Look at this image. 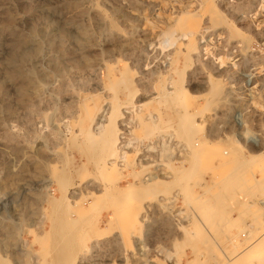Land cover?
<instances>
[{
  "label": "rangeland",
  "instance_id": "1",
  "mask_svg": "<svg viewBox=\"0 0 264 264\" xmlns=\"http://www.w3.org/2000/svg\"><path fill=\"white\" fill-rule=\"evenodd\" d=\"M86 98L92 131L115 117L123 152L166 143L175 169L60 202L94 153ZM90 166L67 196L105 188ZM126 263L264 264V0H0V264Z\"/></svg>",
  "mask_w": 264,
  "mask_h": 264
},
{
  "label": "bare ground",
  "instance_id": "2",
  "mask_svg": "<svg viewBox=\"0 0 264 264\" xmlns=\"http://www.w3.org/2000/svg\"><path fill=\"white\" fill-rule=\"evenodd\" d=\"M210 1V0H209ZM214 11V10H213ZM216 12V10H215ZM214 14V12H213ZM219 14V13H218ZM218 14H215V17L217 18V20L219 21V16ZM188 23V22H187ZM195 25V23H194ZM194 27V26H193ZM192 28V27H191ZM240 32V31H239ZM174 36V35H173ZM179 52V51H178ZM18 55V54H16ZM189 56V54H187ZM22 56H24V54H22ZM16 56H14L15 58ZM13 58V59H14ZM178 59V58H177ZM176 61V60H175ZM178 62V61H177ZM108 64V63H106ZM184 64V63H183ZM112 65V64H111ZM106 66V65H105ZM113 66V65H112ZM111 66V67H112ZM109 68V67H108ZM111 69V68H110ZM132 70V69H131ZM177 70V69H176ZM123 72V71H122ZM126 72V71H125ZM133 72V71H132ZM110 73V72H109ZM121 73V72H120ZM108 74V73H107ZM123 75V74H122ZM121 75V76H122ZM125 75V74H124ZM123 77V76H122ZM107 78V77H106ZM113 78V77H111ZM127 78V77H126ZM114 79V78H113ZM117 79V78H116ZM121 79V78H120ZM125 79V78H123ZM114 81H116L117 83V80L114 79ZM122 81V80H121ZM126 81V80H125ZM124 82V81H123ZM122 82V83H123ZM115 85H119L121 84L120 81L118 84ZM125 85V84H124ZM124 85L122 84V86L124 87ZM106 86V85H105ZM114 86V85H113ZM117 87V86H116ZM126 88V87H125ZM159 89V88H158ZM129 90V89H128ZM134 91V90H133ZM157 97V96H156ZM166 97V96H165ZM167 98V97H166ZM116 100V99H115ZM118 100V99H117ZM169 102V101H168ZM89 101L88 99L86 98L85 99V106L87 107L86 110H83L82 111V114L80 116V119L79 121L81 122L80 124V128H79V132L84 136L85 140H87L88 144H85L86 146L88 145V149L86 150H90L88 151L89 152H94L93 154H90V157L88 158L87 157V160L83 161L82 163V168L84 171L81 173L79 171H75V172H71V171H64L62 176L58 179L60 180V188H61V197H60V202L61 200H66V202H75V203H81V202H86L92 198H97V199H100V197L102 196V194L104 193L105 189H107L109 186L111 185H108L110 184V182H112V180L115 181L112 182L114 183L115 185V189H113V191L107 189V191L109 192V195L107 194V192L105 191V193L108 195L107 197H109V199H113V198H123L125 194H129L130 192H132V189H133V182H131L129 180V178L127 177L128 175H126V173L128 172L129 173V176L135 178V176H137V168H144V166H149V163L154 161L156 163V160H160L164 163H166L168 165L167 168H173L172 166V160H173V156H172V153L170 152V149L167 147L166 143L162 144L160 143V146L161 148L159 149L160 152H158L156 155L153 154V159H151L150 161H147V160H144L143 159V156H142V159L139 160V158L137 159H133V157L131 158L130 154L128 152H123V150L126 148V146L129 144H131V142L129 141H126V138L124 137L125 135V130L123 128H121L120 125H118L116 123V120H115V117H113L110 121H109V124L108 125H105V129L103 131H99V132H94L92 131L91 129V121L94 117V114H95V107H92V106H89ZM92 103V102H91ZM167 104V103H166ZM72 108V107H71ZM153 108V107H152ZM181 112V111H180ZM179 112V113H180ZM166 117V116H165ZM77 118V117H76ZM155 119V118H154ZM169 119V118H167ZM171 119V118H170ZM237 119V118H235ZM158 120V119H157ZM166 120V119H165ZM173 120V119H172ZM240 120V119H239ZM238 120V124L240 126H242V122ZM155 121V120H154ZM167 121V120H166ZM170 121V120H169ZM168 121V122H169ZM157 122V121H155ZM175 122V121H174ZM167 123V122H166ZM157 124V123H156ZM169 124V123H168ZM147 125V124H145ZM154 126V125H153ZM178 127V126H177ZM101 128V127H100ZM146 132L148 133H154V127H152V125H147L145 128ZM156 130V129H155ZM161 130V129H160ZM158 131V130H157ZM145 132V133H146ZM242 132V138H246L247 140H250L251 138V134L248 130H243L241 131ZM185 134V133H184ZM154 135V134H153ZM75 136V135H74ZM77 136V135H76ZM80 136V135H79ZM76 138V137H75ZM161 138V137H160ZM67 139V138H66ZM74 139V137L72 138ZM163 139V138H162ZM197 139V138H196ZM77 140V139H76ZM76 140H72L75 144L79 145V147L81 146L79 144V142H76ZM129 140V139H128ZM164 140V139H163ZM244 140V139H243ZM166 141V140H165ZM157 142V141H156ZM162 142V141H161ZM90 144V146H89ZM154 144V143H153ZM140 146V145H138ZM151 146V145H149ZM158 146L156 148V146H154V149H158ZM171 147V146H170ZM188 147V146H187ZM86 148V147H85ZM150 148V147H149ZM81 147H80V150L81 151ZM152 148H150L151 150ZM149 150V149H148ZM153 150V149H152ZM84 152V151H83ZM186 152V151H185ZM85 154V153H84ZM138 154V153H137ZM136 154V155H137ZM192 154V153H191ZM179 155V154H178ZM183 155V154H182ZM187 155V154H186ZM215 155V154H214ZM86 156V155H85ZM47 157V156H46ZM186 157V156H185ZM184 157V158H185ZM68 158V157H67ZM187 158V157H186ZM189 158V157H188ZM146 159V158H145ZM155 159V160H154ZM135 160V161H134ZM184 160V159H182ZM154 163V164H155ZM153 164V163H151ZM158 164V163H157ZM182 164V163H181ZM88 165H92L90 167L92 168H96L97 169V172L101 170V172L103 171V174L105 175L106 174V178H105V188H103V190L99 189L98 187H90L87 191L84 190L83 192L80 193V195H76L74 194L73 196L69 197L66 195V192L68 190V185L66 187V183H68V180L70 181V179H72L74 177V174H77L80 176V174H83V178H86L87 175L90 173V172H87V167ZM162 165V164H161ZM165 165V164H163ZM166 165V166H167ZM222 165V164H221ZM51 166V165H49ZM55 166V165H54ZM158 166V165H157ZM151 167V166H150ZM175 168H173L174 170ZM187 169V168H186ZM73 170V169H72ZM89 170V169H88ZM144 170V169H143ZM168 170V169H167ZM62 171V170H61ZM82 171V170H81ZM92 171V170H91ZM58 172V171H57ZM62 173V172H61ZM60 173V174H61ZM85 173V174H84ZM150 173V172H149ZM148 173V174H149ZM159 173V172H158ZM178 173V172H177ZM91 174V173H90ZM101 174V173H100ZM163 174V173H161ZM159 175V174H158ZM157 176V175H156ZM154 176L153 178H146L147 180H144L145 182H149V184H152L154 182V180L156 179ZM173 176V175H172ZM120 179L121 177L125 179V182L127 183V187L126 188H122L120 185L118 186V183L119 181L116 179V178ZM150 177V176H149ZM152 177V176H151ZM164 177V175L162 176ZM170 177V175H169ZM160 178V177H159ZM165 178V177H164ZM175 178V177H174ZM104 179V178H103ZM145 179V178H144ZM154 179V180H153ZM166 179V178H165ZM108 180V182H107ZM153 181V182H152ZM151 182V183H150ZM57 183V182H56ZM89 183V182H88ZM122 183V182H121ZM157 183V182H156ZM59 184V183H58ZM71 184V183H70ZM146 184V183H145ZM155 185V184H153ZM89 187V186H88ZM153 187V186H151ZM59 188V189H60ZM110 188V187H109ZM60 195V194H59ZM71 195V194H70ZM185 195V194H184ZM106 197V195H104ZM103 196V198H104ZM54 197V196H53ZM183 197H186V196H183ZM72 199V200H71ZM140 201V200H139ZM64 202V201H63ZM62 202V203H63ZM98 203V201H96ZM168 202V201H167ZM188 203V202H187ZM72 204V203H71ZM94 205V204H92ZM91 205V206H92ZM88 207L89 208H91ZM96 206V205H95ZM94 208V207H93ZM103 208V207H102ZM168 208V207H167ZM58 209V208H57ZM83 209V208H82ZM81 209V210H82ZM115 209V208H114ZM113 209V210H114ZM169 209V208H168ZM209 209V208H208ZM84 210V209H83ZM86 210V209H85ZM219 210V209H218ZM116 211V209L114 210ZM80 212V210H79ZM116 213V212H115ZM209 213V212H208ZM118 214V212H117ZM176 214V213H175ZM98 216V215H97ZM212 216V215H211ZM71 218V217H70ZM133 219V218H132ZM72 220V219H71ZM102 220V219H101ZM110 220V219H109ZM113 220V219H112ZM134 220V219H133ZM150 220V219H149ZM115 221V220H113ZM112 221V222H113ZM117 221V219H116ZM98 223V222H97ZM110 223H111V220H110ZM114 223V222H113ZM202 223V222H201ZM118 224H119V220H118ZM124 224V222H123ZM65 225V224H64ZM109 225V224H108ZM203 225V224H202ZM93 226V229H92V233L95 234V235H98L100 234V232H103V229H99V227L97 228L96 227V221L94 222V224L92 225ZM126 226V225H125ZM124 226V227H125ZM128 226V225H127ZM182 226V225H181ZM59 227V225H58ZM62 227V226H61ZM66 227V226H65ZM110 227V226H109ZM112 227V226H111ZM122 227V226H121ZM205 227V226H204ZM64 228V227H63ZM108 229V228H107ZM250 229V228H249ZM58 230V229H57ZM82 230V229H81ZM80 231V230H79ZM61 232V231H60ZM66 232V231H65ZM69 232V231H68ZM81 232V231H80ZM253 232V231H252ZM34 233V232H33ZM107 234V233H106ZM240 234V233H239ZM248 234V233H247ZM57 235V234H56ZM55 235V236H56ZM102 235V233H101ZM238 235V234H237ZM240 237V236H239ZM249 238V234H248V237ZM251 238V237H250ZM100 239V238H99ZM96 240V239H95ZM40 241V240H39ZM244 241V240H243ZM233 242L236 244V240H234L233 238ZM45 244V243H44ZM95 244V243H94ZM42 245V244H40ZM93 245V243H92ZM97 245V244H96ZM218 245V244H217ZM239 245V244H238ZM261 245V244H259ZM94 246V245H93ZM251 247V246H250ZM43 249V248H41ZM235 249V247H234ZM238 249V248H237ZM222 250V249H221ZM92 251V250H91ZM166 251V250H165ZM164 251V252H165ZM237 251V250H236ZM166 253V252H165ZM169 253V252H167ZM225 256V255H224ZM226 257V256H225ZM231 258H232V255H231ZM229 260V259H228ZM127 262H129L127 260ZM44 263V262H43ZM127 264V263H126ZM133 264V263H132Z\"/></svg>",
  "mask_w": 264,
  "mask_h": 264
}]
</instances>
